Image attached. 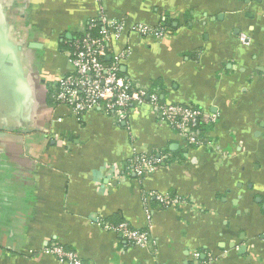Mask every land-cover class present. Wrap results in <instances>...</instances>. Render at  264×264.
Wrapping results in <instances>:
<instances>
[{
	"label": "crops",
	"instance_id": "crops-1",
	"mask_svg": "<svg viewBox=\"0 0 264 264\" xmlns=\"http://www.w3.org/2000/svg\"><path fill=\"white\" fill-rule=\"evenodd\" d=\"M100 6L128 28L166 27L123 37L121 71L163 102L216 114L212 147L187 145L146 103L120 123L54 103L68 44ZM134 151L163 158L139 178ZM148 190L188 203H145ZM51 243L82 264H192L196 251L207 264H264V0H0V264H67L42 252Z\"/></svg>",
	"mask_w": 264,
	"mask_h": 264
},
{
	"label": "built area",
	"instance_id": "built-area-1",
	"mask_svg": "<svg viewBox=\"0 0 264 264\" xmlns=\"http://www.w3.org/2000/svg\"><path fill=\"white\" fill-rule=\"evenodd\" d=\"M166 32V27L162 25L152 26L142 22L128 28L123 20L107 16L100 6L98 14L86 23L83 32L68 44L70 69L55 84L52 92L54 103L67 107L73 115L100 110L117 123L126 122L131 107L146 103L154 108L160 120L179 133L187 145L212 147L213 140L206 134L205 128L216 121V114L207 113L203 108L193 105L163 102L155 91L137 84L121 71L122 62L129 54L127 45L116 48L123 37L129 39L128 35L135 34L157 39ZM162 158L134 151L128 162L129 171L141 178L156 169ZM143 199L145 203L149 201L164 208H179L188 203L180 195L154 190L144 192ZM145 209L149 220L150 208L147 206ZM94 222L104 229L119 232L131 244L144 245L147 242V231L133 228L127 221L112 224L97 216ZM41 250L59 262L82 264V259L74 250L61 244H45ZM199 255L198 251L192 254V264H207L199 261Z\"/></svg>",
	"mask_w": 264,
	"mask_h": 264
},
{
	"label": "trees",
	"instance_id": "trees-1",
	"mask_svg": "<svg viewBox=\"0 0 264 264\" xmlns=\"http://www.w3.org/2000/svg\"><path fill=\"white\" fill-rule=\"evenodd\" d=\"M67 46V45H66ZM190 146V145H189Z\"/></svg>",
	"mask_w": 264,
	"mask_h": 264
}]
</instances>
